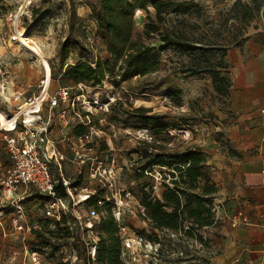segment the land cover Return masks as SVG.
Returning <instances> with one entry per match:
<instances>
[{"label":"rangeland","instance_id":"rangeland-1","mask_svg":"<svg viewBox=\"0 0 264 264\" xmlns=\"http://www.w3.org/2000/svg\"><path fill=\"white\" fill-rule=\"evenodd\" d=\"M262 1H186L190 10L178 18L171 14L170 22L162 27V31L175 27L184 42L210 49L203 55L198 53L197 57L167 47L161 41V35L146 38L143 30L148 16L145 11L137 10L133 40L157 48L163 62L161 69L144 77L131 78L124 77L125 69L117 70L114 76L108 75L101 84L85 83L86 99H99V104L89 112L82 110L76 101L72 127L82 123L90 126L93 140L90 149L102 162V173L112 184L111 188L101 185L105 200L100 204L110 205L114 216L121 212L122 225L128 229L127 237L133 239L130 247L124 245V264H211L218 251L224 229L229 226L236 209L229 199V191H224L214 182L207 157L210 156L211 142L224 143L218 136V129L228 114L231 87L228 92L219 94L210 70L221 62L228 66L224 52L250 40L264 43V16L260 13L247 21L244 9V5L255 8ZM96 3L97 0H0V112L1 109L7 110L2 94L10 95L13 89L21 93L19 85L24 83L21 80H29L25 84L29 87L27 95H37L41 91L38 85L46 68L52 94L60 88L74 86L73 82L61 78L68 64L91 60L95 65L97 57L107 56L104 44L90 38L95 31V23L89 11ZM19 14L22 15L17 26ZM151 16L155 17L152 8ZM20 29L31 39L33 46L40 48L43 58L20 44V40V43L13 40L15 36L19 38ZM67 41L70 42L68 49L65 46ZM193 66H199L201 72L192 76ZM217 68L230 80L228 67ZM71 91L72 96L79 93L78 89ZM177 98H180V105H177ZM107 102H111L108 111L104 106ZM139 107L150 109L144 115L156 116L157 121L179 124L180 130L165 137H156L158 135L142 123V113H134L133 110ZM152 143L160 147L152 151ZM188 146L196 147L206 155L209 184H215L218 189L216 193L204 196L213 201L215 223L194 230L202 237L201 240L187 236L184 231L153 229L141 212V191H150L152 187L154 196L160 198L164 190L162 184L172 185L173 177L170 174L172 170L155 165L152 172L143 170L145 175L140 178L138 175L142 171L138 168L160 154H180ZM10 163L0 137V178L3 168ZM68 164L73 167L69 166L70 174L64 172V175L72 183H91L88 170L77 163ZM177 174L175 178H178ZM96 184L99 183L92 182L94 187ZM205 185V180H201L200 189ZM200 189L191 192L196 193ZM127 193L131 196L127 197ZM17 197H20L19 201ZM17 201L23 206L22 213L17 211ZM43 209V200L34 189L19 187L12 197L0 186V213H4L0 217V264H88L86 253L85 257L78 258V251L86 243L90 244L86 232L75 225L73 231L81 236L79 240L53 238L49 231H56L57 227L53 219L43 216ZM20 223L25 225L24 230L16 229ZM190 226L186 222L185 230ZM136 236L143 237V244H137ZM47 238H51V243L45 247L42 243ZM154 247L160 250L157 260L153 254ZM34 251L38 253L39 263L33 260Z\"/></svg>","mask_w":264,"mask_h":264},{"label":"trees","instance_id":"trees-1","mask_svg":"<svg viewBox=\"0 0 264 264\" xmlns=\"http://www.w3.org/2000/svg\"><path fill=\"white\" fill-rule=\"evenodd\" d=\"M188 0H97V3L91 6V14L96 24V35L100 42L104 44L107 52L105 58L97 57L95 65L93 61L85 60L75 64H68L63 71L61 78L66 82L93 83L95 85L103 83L106 77L114 76L117 70L125 69L124 77H144L161 69L163 62L160 59V53L155 46L147 45L141 41L133 40L135 22L134 16L137 10H143L147 13L148 22L144 25L143 33L146 38H151L155 34L161 35V41L166 43L167 47L178 49L182 53L187 52L194 57L198 53L203 55L208 48L198 47L184 42L182 34L175 29H165L162 27L170 22L171 14L184 15L190 10ZM191 1V0H189ZM151 8L154 10L155 17L151 16ZM245 19L250 21L259 16H264V1L260 2L255 8L244 5ZM75 10V9H74ZM35 12H38L37 10ZM247 39V38H246ZM69 41L65 43L69 48ZM241 46V45H240ZM226 53V54H225ZM227 52H224L226 57ZM216 68H211L210 74L215 83V89L219 94L228 92L231 87V80L223 76L217 67L224 68L223 62L217 64ZM201 72L199 66H193L190 75H197ZM180 98H177V105H180ZM135 114L142 115V123L147 129L155 132L156 137H165L172 131L180 130V125L171 122L157 121L156 116H146L150 109L136 108ZM89 125L82 123L74 127L73 133L81 135L89 131ZM152 145V151L160 146ZM153 153V152H152ZM206 155L198 148L188 146L182 153H163L155 159H150L142 168L138 177H143L144 171L152 172L153 166L166 167L173 179L172 185L163 183L164 188L162 196L155 197L154 190L141 191L140 204L143 206L146 219L153 229L184 231L187 236L202 239L194 232L196 229L214 225L213 201L204 198L217 192L215 184H209V176L206 166ZM178 173V178L175 174ZM205 180L206 185L200 189L199 183ZM210 185V186H209ZM200 189L199 192H191ZM60 193L66 195V190L60 187ZM105 200L103 190L99 189L95 196H92L87 204L96 211L104 213L100 221L95 224L99 231V240L96 244V260L92 261L87 254L86 244L84 248L78 251V258L88 255V264H124L122 258V240L118 233V223L112 213L111 206L103 205ZM68 217L63 216L61 221H55L56 231H49L50 236L59 239L79 240L80 235L75 234L67 225ZM51 221V220H49ZM189 222L190 228L185 230V224ZM38 234V231H34ZM51 238H47L42 245H50Z\"/></svg>","mask_w":264,"mask_h":264},{"label":"built area","instance_id":"built-area-1","mask_svg":"<svg viewBox=\"0 0 264 264\" xmlns=\"http://www.w3.org/2000/svg\"><path fill=\"white\" fill-rule=\"evenodd\" d=\"M21 15L17 16V26ZM90 38L94 41L99 40L96 35V24L95 31L92 32ZM13 40L19 42V38L16 36L13 37ZM46 80L47 71L45 68V75L38 85L41 90L45 89ZM85 88V83L60 88L52 94H48V97L41 100L38 105H34V108L25 110L22 109L23 105L27 102L30 105L35 103L41 93L26 97L24 93L13 90L10 95L2 94L1 97L7 110H1L12 122V125L7 127L2 124L0 119V137L5 143L11 160L10 165H6L2 170L0 186L5 193L12 197L19 187L34 189L43 200L42 214L45 218L61 221L62 217L66 216L69 218L67 225L72 231L74 226L78 225L77 227L86 232L90 238V244L86 243L87 254L92 261H95L96 244L99 240V231L95 228V224L100 221L104 213L88 206L87 201L97 194L102 184L109 188L112 187V184L102 173V162L90 149V145L93 143L90 131L78 136L73 133L67 141L65 138L57 141L54 137L56 126L68 129L73 125L72 112L76 101H79L82 110L93 112L99 99L87 100ZM75 89H78L79 93L72 96L71 90ZM110 104L111 102H107L104 105L106 111L109 110ZM101 105L103 104L101 103ZM62 141L69 143V153L58 147ZM66 162L77 163L88 170V179L91 180V183H72L70 178L64 175V163ZM92 182L99 184L94 187ZM60 187L66 190V195L60 193ZM130 196V193H127V197ZM16 199L19 201L20 197ZM16 207L18 213L23 212L20 202ZM141 212L146 217L143 206H141ZM3 215L4 213L1 212L0 217ZM114 217L118 223V233L122 240L121 254L124 260V245L130 247L133 239L130 236L127 237L128 229L122 225L121 212H118V215ZM233 221L247 223L248 218L244 217L240 221V218L235 216ZM15 227L21 231L24 230L25 225L20 223ZM136 240L137 244H143V237L136 236ZM153 250L157 260L160 250L156 247ZM32 254L34 262L39 263L37 251Z\"/></svg>","mask_w":264,"mask_h":264},{"label":"crops","instance_id":"crops-1","mask_svg":"<svg viewBox=\"0 0 264 264\" xmlns=\"http://www.w3.org/2000/svg\"><path fill=\"white\" fill-rule=\"evenodd\" d=\"M226 61L230 105L218 129L224 143L211 142L207 160L214 182L229 191L236 209L232 218L241 221L247 217L248 222L230 220L211 264H264V43L250 40L234 47L227 51ZM25 79L19 87L29 97L25 85L29 80ZM71 128L56 126L55 139L67 141L73 135ZM58 147L69 153L68 142L62 141ZM68 163H64L66 173L73 167Z\"/></svg>","mask_w":264,"mask_h":264},{"label":"bare ground","instance_id":"bare-ground-1","mask_svg":"<svg viewBox=\"0 0 264 264\" xmlns=\"http://www.w3.org/2000/svg\"><path fill=\"white\" fill-rule=\"evenodd\" d=\"M27 1H30V0H26V2ZM25 2V1H24ZM24 6H25V3H24ZM19 40H20V42H21V44L23 45V46H25L27 49H29V51H31V52H33L34 54H36V55H38V57L39 58H43V55H42V53H41V51H40V48L39 47H37V46H33L32 44H31V39L30 38H28L27 36H25L24 34H23V30H21L20 29V35H19ZM48 75V74H47ZM50 85H51V81H50V77H49V75L47 76V80H46V87H45V89L44 90H41L40 91V93H41V95H40V97L39 98H37L36 99V101H35V103H33L32 105H30L28 102L27 103H25L24 105H23V110H25V109H30V108H34V105H38L39 103H40V101L41 100H45L47 97H48V94H50V92L52 91L51 90V88H50ZM98 104H99V101H98ZM101 105V104H100ZM0 114L2 115V116H5V118H7L6 117V114H4V112L2 111V112H0ZM1 116V118L0 119H2V120H4L5 118L4 117H2ZM6 121V120H5ZM3 125H5V126H11L12 125V122L9 120L8 122H5V123H2Z\"/></svg>","mask_w":264,"mask_h":264}]
</instances>
